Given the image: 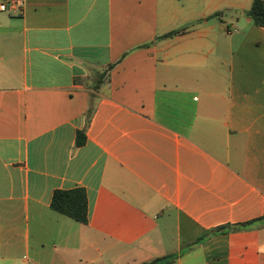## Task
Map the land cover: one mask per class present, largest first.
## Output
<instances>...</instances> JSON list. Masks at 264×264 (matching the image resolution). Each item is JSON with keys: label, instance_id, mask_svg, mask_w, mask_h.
Returning <instances> with one entry per match:
<instances>
[{"label": "crops", "instance_id": "1", "mask_svg": "<svg viewBox=\"0 0 264 264\" xmlns=\"http://www.w3.org/2000/svg\"><path fill=\"white\" fill-rule=\"evenodd\" d=\"M9 2L0 264H88L89 249L118 264H264V27L245 15L253 0ZM76 188L88 225L51 209L55 191Z\"/></svg>", "mask_w": 264, "mask_h": 264}, {"label": "trees", "instance_id": "2", "mask_svg": "<svg viewBox=\"0 0 264 264\" xmlns=\"http://www.w3.org/2000/svg\"><path fill=\"white\" fill-rule=\"evenodd\" d=\"M222 12H218L213 17H220ZM245 15L250 18L255 25L264 27V0H253L252 8L245 12ZM186 29H180L170 32L159 39H168L185 33ZM106 77V74L100 76L102 81ZM83 136V137H82ZM86 137L84 132H79L77 145L81 146L85 143ZM51 209L64 215L80 224H89V204L87 193L82 188H76L73 190H57L54 192ZM226 231L225 227H220L212 230L209 234L216 235ZM177 259V256L170 255L164 258L156 259L144 264H172Z\"/></svg>", "mask_w": 264, "mask_h": 264}, {"label": "rangeland", "instance_id": "3", "mask_svg": "<svg viewBox=\"0 0 264 264\" xmlns=\"http://www.w3.org/2000/svg\"><path fill=\"white\" fill-rule=\"evenodd\" d=\"M88 264H118L117 262H109L103 260L99 253H97L94 249H89L88 250ZM130 264H135V263H130Z\"/></svg>", "mask_w": 264, "mask_h": 264}, {"label": "built area", "instance_id": "4", "mask_svg": "<svg viewBox=\"0 0 264 264\" xmlns=\"http://www.w3.org/2000/svg\"><path fill=\"white\" fill-rule=\"evenodd\" d=\"M9 4L13 8L17 7L19 9H22L25 5V0H10ZM6 8H7V5L2 6V10H6Z\"/></svg>", "mask_w": 264, "mask_h": 264}]
</instances>
